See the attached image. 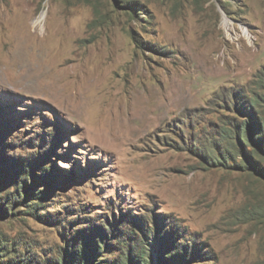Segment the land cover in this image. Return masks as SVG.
<instances>
[{"label":"rangeland","instance_id":"obj_1","mask_svg":"<svg viewBox=\"0 0 264 264\" xmlns=\"http://www.w3.org/2000/svg\"><path fill=\"white\" fill-rule=\"evenodd\" d=\"M121 1L0 0V264H264V0Z\"/></svg>","mask_w":264,"mask_h":264},{"label":"trees","instance_id":"obj_2","mask_svg":"<svg viewBox=\"0 0 264 264\" xmlns=\"http://www.w3.org/2000/svg\"><path fill=\"white\" fill-rule=\"evenodd\" d=\"M115 3H119V1H120V3L122 2L121 0H113ZM254 128V126H252V129ZM251 139L253 140V141H257V143H258V145L259 146H261V143L259 142V141H261V139L262 138H258V139H255V138H253V137H251ZM25 184H26V182H24ZM16 196H17V199L18 200H20V198L18 197L19 196V194L17 195L16 194ZM2 250H4V249H2ZM1 250V251H2ZM83 254H84V262H85V264H93L92 262H91V258H89V256H85V253H84V251H83ZM181 257V255H174V256H170V257H168L167 259H165V261L163 262L164 264H176V263H181V261H180V258ZM69 262V261H68ZM67 262V263H68ZM84 262H83V264H84ZM66 263V264H67ZM2 264H13V261H10V262H7V263H2ZM74 264H79V263H77V262H75ZM80 264H82V263H80Z\"/></svg>","mask_w":264,"mask_h":264},{"label":"bare ground","instance_id":"obj_3","mask_svg":"<svg viewBox=\"0 0 264 264\" xmlns=\"http://www.w3.org/2000/svg\"><path fill=\"white\" fill-rule=\"evenodd\" d=\"M223 26H224V28H226V30H227V27L229 26V24L227 23V21H224L223 22ZM229 29V28H228Z\"/></svg>","mask_w":264,"mask_h":264}]
</instances>
